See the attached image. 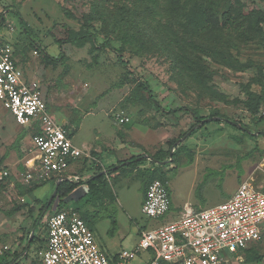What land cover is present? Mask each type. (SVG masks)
<instances>
[{
	"label": "rangeland",
	"instance_id": "obj_1",
	"mask_svg": "<svg viewBox=\"0 0 264 264\" xmlns=\"http://www.w3.org/2000/svg\"><path fill=\"white\" fill-rule=\"evenodd\" d=\"M199 7L212 22L200 32L189 26ZM255 11L264 15V0H0V16L15 29L6 39L44 92L50 115L66 119L72 142L86 152L100 150L106 167L116 136L132 154L144 157L106 173L105 193L93 189L85 194L92 177L86 178L79 185H87L86 190L63 207L88 220L96 244L111 260L123 251H137L134 259L120 263L147 264L151 254L137 250L141 231L177 220L187 207L200 210L195 203L205 195L211 199L203 209L226 201V194L233 195L245 182L264 192V104L259 115L251 112L257 98L264 101V21H252ZM226 12L233 22L224 26ZM69 29L89 35L83 47L60 48L57 41L66 40ZM104 44L112 48H100ZM61 49L63 62L43 63L46 54L58 58ZM118 54L130 63L129 70ZM177 108L191 112H171ZM192 112L208 118L199 122ZM122 117L130 122L121 124ZM30 140L0 102V171L10 173L0 183V264L23 256L27 236H42L49 216H40L38 206L29 220L32 211L19 187ZM154 163L163 170L172 201L170 212L159 219L140 210L141 192L159 167ZM213 170L222 174V199L215 184L202 192L205 175ZM16 207L22 215L14 217L9 212ZM256 247L248 257L241 252L231 257L232 264H264V237ZM40 249L39 244L28 248L27 259L38 261ZM255 257L262 261L250 260Z\"/></svg>",
	"mask_w": 264,
	"mask_h": 264
},
{
	"label": "built area",
	"instance_id": "obj_2",
	"mask_svg": "<svg viewBox=\"0 0 264 264\" xmlns=\"http://www.w3.org/2000/svg\"><path fill=\"white\" fill-rule=\"evenodd\" d=\"M14 31L10 22L0 16V102L20 126L32 133L22 182L27 186L48 181L81 183L84 178L68 174L71 163L86 159L90 168H96L99 162L72 142L65 125L50 115L38 84L27 80L18 65L16 49L4 38L5 32ZM261 113L264 116V109ZM129 122L128 118L120 119L121 124ZM9 176L8 171L1 170L0 183ZM170 210L167 185L159 179L152 181L142 213L149 219H159ZM46 226V243L38 252L39 260L22 258L16 264H111L96 244L93 231L74 208L55 211ZM263 232L264 192L245 182L218 205L198 211L187 207L177 220L142 230L137 250L151 254L147 264H232L231 257H239L238 253L257 242ZM136 254L137 251H123L118 264L134 259Z\"/></svg>",
	"mask_w": 264,
	"mask_h": 264
},
{
	"label": "trees",
	"instance_id": "obj_3",
	"mask_svg": "<svg viewBox=\"0 0 264 264\" xmlns=\"http://www.w3.org/2000/svg\"><path fill=\"white\" fill-rule=\"evenodd\" d=\"M137 2H144V3H149V4H159L161 0H136ZM203 1H213V0H203ZM98 8V6H97ZM97 8H93L94 11L93 13L94 14H98L99 13V10ZM199 10H197V16L192 19L190 21V24L189 26L192 28V29H195L197 31L200 32V29H208L212 26V22H210L206 17H207V12H204L203 9H201V7L197 8ZM124 10L122 11V15L124 16ZM252 21L255 19L257 21H264V15L261 13V12H253L252 14ZM122 18V17H120ZM257 21H254V22H257ZM231 22H233L231 20V17H230V12H226L225 14H223V25L226 26L227 24H231ZM22 27H23V30L24 32L30 36V38H32L31 40L33 41V43H35L37 45V48L39 49L40 46H38V41H36L31 35L30 33L32 32V30L28 27V25L26 23H22ZM68 34H69V37L66 39V40H59L57 41V44L60 46V48L64 45V44H71V45H75V46H78V47H83L85 42L88 40V37L89 35L87 33L83 34L81 32H75L74 30H71L69 29L68 30ZM100 48H112L110 45L108 44H104L102 45ZM42 51H45L44 48ZM16 57L18 58L19 57V51L16 50ZM66 59V55H65V52L61 49V53L59 55L58 58H55L49 54H46L44 59H43V63L45 65H50V64H53V63H58L59 61H64ZM118 59L120 61V63L126 68V69H130L131 66H130V63L128 61L125 60V58L121 55V54H118ZM198 63V62H197ZM196 62L194 63L197 64ZM191 78L192 75H191ZM194 79V78H193ZM192 79V80H193ZM144 90L151 94V89L149 88L148 85H146V83H143L142 84ZM261 104H264V101H263V98L262 97H259L257 98V100L251 105V112L256 116L257 114L259 115V111H260V107H261ZM264 108V106L262 107V109ZM184 111H188V112H191L189 109L187 108H177V109H174L172 110L171 112L172 113H178V112H184ZM261 113V112H260ZM192 115L194 116L195 119H197L199 122H202L204 120H206L208 117L206 118H202V117H199L197 113L195 112H192ZM262 118H264L262 116ZM243 131H245L244 129H242ZM28 132V131H27ZM251 137H254V135H250ZM175 141L173 143H171V147H173ZM168 154V153H167ZM166 154V155H167ZM168 156V155H167ZM163 161H166L168 159H159V158H154V161L155 162H162ZM131 163H136L137 162V159L134 158L132 159L131 161H129ZM155 165V163H154ZM156 166V165H155ZM158 167V166H157ZM161 166L159 165V167L157 169H154V171L151 173V175L148 177V181H146V184H145V192L148 188V185L154 181V180H161L163 181L166 185H167V181H166V178L164 177L163 175V170L160 169ZM106 176L104 174H101V171H98L94 177H92L89 181H87V185L89 186L88 187V193H90L93 189H98L100 190L101 192L105 193V188L107 186V182L105 180ZM82 183H72L70 181H64L62 183L59 184V186L57 187V194L55 196V199L58 198L59 199V203H58V206H57V210L56 211H60L62 210V208L69 202V200L67 201L68 197L72 194V192L77 189L79 187V185H81ZM71 200V199H70ZM22 208L21 207H17V209L14 210V213L15 212H18L20 211ZM64 209V208H63ZM76 210V209H75ZM78 211V210H76ZM79 212V211H78ZM80 213V212H79ZM81 217L84 219V221L87 223L88 225V220L83 217L81 215ZM114 224V222H113ZM264 237V232L261 236V238L255 242L254 244L250 245L249 248H247L246 250H244L243 253L244 255H246L247 257L252 255L255 251V249L257 248L256 246L262 241ZM39 244L41 245V249L44 247L45 243H46V240H42V239H39V238H36L34 237L33 240L31 241V245L32 246L33 244ZM40 249V250H41ZM39 250V251H40ZM27 254L24 255V256H20L18 259H14L15 261V264L17 263V261H19L20 259L24 258L26 259L27 258ZM250 258V257H249ZM250 260H254L256 262H261L262 261V257H255V259L251 258ZM6 264H9V263H6ZM33 264H36V262H34ZM111 264H118V259L114 258L113 260H111Z\"/></svg>",
	"mask_w": 264,
	"mask_h": 264
},
{
	"label": "crops",
	"instance_id": "obj_4",
	"mask_svg": "<svg viewBox=\"0 0 264 264\" xmlns=\"http://www.w3.org/2000/svg\"><path fill=\"white\" fill-rule=\"evenodd\" d=\"M8 34H10V33L9 32H5L4 33V38L5 39H6V36ZM17 62H18V65L20 66V68L25 73V76H26L27 80L30 83H35V82L32 81L33 79H30L27 76V74L25 72V68H24L21 60L19 59V57L17 58ZM41 92H42L43 96L45 97V94L42 91V89H41ZM58 122L64 124L65 127L68 129L69 126L67 125V121H66L65 118H63L61 121H58ZM26 131H28V133L30 134V139L32 140V133L28 129H26ZM75 131H76V129L73 128L72 131H71V133H74ZM31 140H30V145L29 146H31ZM126 145H128V144H125L123 142V140H121L118 136H116V139L114 141V145L112 146L114 148L113 149L110 148V147L108 148L110 152H113V153H111V157H112V159H114V162H112V159H110L109 160V166H107V167L103 164V161H102V158H101V151L100 150H96L95 147L90 148L87 153H89L93 158H95L96 160H98V162H99L98 167H96V168H90L89 167L90 164L88 163V161H86V159H80V160H77V161H74V162L71 163L70 168H69V171H68V174L71 175V176L72 175L73 176L74 175L82 176V175H84V174L87 173L88 175H86V176L83 177L84 179H86L88 177H94V175H95V173L97 171H101V174H104L105 176H107L106 173H108L109 171L117 170V168L119 166L118 164H121L122 163V166L127 165L128 163H131L129 161H131L134 158H136L138 161L143 160L144 157H141L140 155L132 154L130 152V150L127 149L128 146H126ZM131 150H133V149H131ZM26 158H27V152H26L24 158L22 159V172L23 173L26 172V168L24 166V163L26 161ZM221 175H222L221 173H219L218 171H215V170H213L212 173L206 174L205 175L204 185H203V187H204L203 189L204 190L202 192H204L205 189L208 188V186H212V185L215 184L216 185L215 188L220 191V194H221L220 198L222 199V196H224L223 193H224V190L225 189L221 185L222 184L221 183L222 182V179H220L222 177ZM218 178H219V180H218ZM19 182H20L19 187H21L23 189V195H25V197H23V200H25V204L30 209V211H32V214L29 217V220L31 219L32 215L35 213V211L37 209L36 207H38V206H39V209H40V212H39L40 213L39 214L40 216L43 215V214L46 215L47 213H49V216H50V215H52L57 210V206H58L59 201L56 203V199L57 198L56 199H55V197L52 198L53 195H54V192H55V190L57 188V182H55V181H48L46 183H43V184H40V185L37 184V185H33V186H27V185H25L22 182V180H20ZM48 185H51V187H49V189H47L44 192H42L40 196H36L37 192L40 191L41 188H43L45 186H48ZM86 186H84V187L86 188ZM80 189L81 190H84L82 187L79 186L77 189H75V191L72 192V196L70 198H68L67 201L70 200V199H72L75 196V194ZM229 190H232V189L229 188L228 191ZM236 191L237 190H235V192ZM86 193L87 192H85V194ZM145 195H146V192H145V188H144L143 192H141V203H140V210H141V212H142V205H143V201L145 199ZM27 196H31L30 197L31 198L30 203L27 202ZM229 196L231 197L232 195L231 194H226L225 197L228 198ZM49 198H51V199H50V202L48 203V199ZM209 199H211V196L205 195L203 198H201L199 200L198 203H195L196 205L195 204L194 205L197 206V207H199L200 210H202L203 209L202 207H205L206 205H208V203H209L208 200ZM190 204H193V203H190ZM171 205H172V201H171ZM15 209H17V207L14 208L11 212H9V214L12 215V216H14V217H17V216L22 215L21 210L14 213V210ZM30 227H31V225H30ZM46 230H47V226L45 225V230H44L42 236H38L37 237L35 235V233H31L30 236H27V239L26 240L28 242L26 243L27 245L25 246V252L23 253V256L25 254H27V249L31 247L30 246L31 245V241L33 240L34 237L39 238V239H42V240H46V238H47V232H46ZM29 242H30V245H29ZM9 264H15L14 259H12Z\"/></svg>",
	"mask_w": 264,
	"mask_h": 264
},
{
	"label": "water",
	"instance_id": "obj_5",
	"mask_svg": "<svg viewBox=\"0 0 264 264\" xmlns=\"http://www.w3.org/2000/svg\"><path fill=\"white\" fill-rule=\"evenodd\" d=\"M59 186V184H57V187ZM75 193V192H74ZM56 194H57V188H56V190H55V192H54V195H53V197L52 198H54L55 196H56ZM72 196V194L68 197V198H70ZM59 201V199L57 198L56 199V203ZM29 245H30V242H29Z\"/></svg>",
	"mask_w": 264,
	"mask_h": 264
}]
</instances>
